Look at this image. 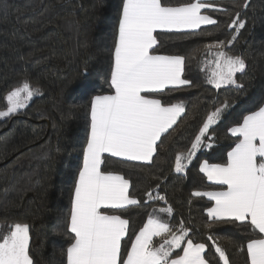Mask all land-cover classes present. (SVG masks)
Listing matches in <instances>:
<instances>
[{"label": "trees", "instance_id": "1", "mask_svg": "<svg viewBox=\"0 0 264 264\" xmlns=\"http://www.w3.org/2000/svg\"><path fill=\"white\" fill-rule=\"evenodd\" d=\"M121 2L0 0V110L7 107L8 93L24 81L41 93L18 114L0 119V225H30L34 264H66V218L70 189L82 163L87 105L91 95L110 91L113 31ZM163 2L177 5L187 0ZM210 3L213 8L206 14L218 21L216 25L196 33L156 34L159 43L153 51L186 56L184 76L192 81L191 87L179 92L166 90L160 96L163 102L179 100L186 105L176 130L162 137L151 164L107 157L103 167L129 179L130 194L142 202L141 207L119 213L129 219L123 245L130 244L154 208L170 205L172 212L166 221L174 228L183 222L194 243H207L205 258L209 264H222L207 240L209 235L226 250L230 264H247L246 250L240 248L246 249L247 241L258 233L247 223L211 221L207 209L213 203L192 193L222 188L209 183L199 171L200 165L204 161L226 162L235 140L229 129L264 99V0H248L246 9L245 0ZM237 12L246 23L229 47L227 42L235 30L228 23ZM215 41H224L225 51L245 59L246 70L236 77L243 89L222 88L217 92L205 83V73L201 71L207 57L204 46ZM226 96L235 102L224 119L210 129L213 147L203 148L193 158L186 175L176 173L175 155L187 150L206 114ZM153 190L166 196L167 205L163 201L144 203V193ZM160 239L157 237L154 243L158 245Z\"/></svg>", "mask_w": 264, "mask_h": 264}, {"label": "snow or ice", "instance_id": "2", "mask_svg": "<svg viewBox=\"0 0 264 264\" xmlns=\"http://www.w3.org/2000/svg\"><path fill=\"white\" fill-rule=\"evenodd\" d=\"M213 5L209 0H187L172 5L163 0H122L114 25L111 66L107 93L91 95L87 105V130L82 145V163L70 189V208L66 218V264H209L205 258L208 244L193 242L190 229L180 222L174 228L157 212L171 214V206L153 209L146 222L131 239L128 237L129 219L119 214L130 207H141L139 198L130 194L131 181L118 172L106 170L107 157L151 164L161 137L171 136L180 117L184 116L183 101L163 102L160 96L179 92L192 86L184 76L186 56L157 54V32H198L202 25H216L218 21L204 9ZM243 7H248L245 0ZM227 12V9H219ZM246 21L240 13L228 23L235 30L227 46L237 39ZM211 57L201 65L205 83L220 89H243L238 73L246 70V61L239 55L225 51L224 41L205 46ZM86 71V70H85ZM28 81L10 91L7 107L0 110V119L18 114L37 95ZM87 90L85 95H87ZM234 98L226 96L206 114L197 133L185 151L175 155L174 171L186 175L196 153L211 149L214 136L210 129L224 112L234 105ZM235 126L229 129L234 137L223 164L204 161L199 168L212 184L222 186L218 191H195L193 196H206L214 201L207 209L211 221L247 223L258 233L241 251L246 250L247 264H264V99L254 110H247ZM171 130V131H170ZM167 139V137H166ZM144 203L163 201L158 190L144 193ZM160 243H154L155 238ZM214 252L222 264H230L226 250L212 235ZM31 230L28 223L16 222L0 234V264H34L30 254ZM122 247L124 252L122 254ZM176 250L174 256L173 253Z\"/></svg>", "mask_w": 264, "mask_h": 264}, {"label": "crops", "instance_id": "3", "mask_svg": "<svg viewBox=\"0 0 264 264\" xmlns=\"http://www.w3.org/2000/svg\"><path fill=\"white\" fill-rule=\"evenodd\" d=\"M210 1H213V0H209V2ZM212 8L213 7H211V8H207V9H204V14H206V11L207 10H212ZM206 26H211V25H202L201 26V28H204V27H206ZM200 30V29H199ZM186 32H190V31H186ZM158 33V32H157ZM156 33V34H157ZM168 33H182V32H168ZM239 74V73H238ZM180 119H181V117H180ZM179 119V120H180ZM163 137V136H162ZM162 137H161V139H162ZM154 158V157H153ZM117 159H119V158H117ZM125 161V160H124ZM129 162H134V163H141V164H147V163H144V162H139V161H129ZM206 177V176H205ZM207 178V177H206ZM208 180V179H207ZM209 183H211L210 181H209ZM212 184V183H211ZM212 185H214V186H218V187H222V186H219V185H215V184H212ZM221 190V189H220ZM216 191H218V190H216ZM203 197H205L207 200H209L206 196H203ZM209 201H211L212 203H213V206H214V201H212V200H209ZM156 215H158L161 219H163V220H165L166 221V218L168 217V215L169 214H167V213H160V212H157L156 213ZM156 239V238H155ZM154 239V240H155ZM176 252V251H175ZM175 253H173V255H174Z\"/></svg>", "mask_w": 264, "mask_h": 264}, {"label": "rangeland", "instance_id": "4", "mask_svg": "<svg viewBox=\"0 0 264 264\" xmlns=\"http://www.w3.org/2000/svg\"><path fill=\"white\" fill-rule=\"evenodd\" d=\"M210 59H211V57H206L205 60H210ZM205 60H204V61H205ZM34 98H35V97H34ZM34 98H33V99H34ZM32 101H33V100H32ZM32 101H31V102H32ZM31 102H30V103H31ZM30 103H29V104H30ZM29 104H28V105H29ZM24 109H25V108H24ZM227 112H228V110L224 112L223 116L221 117V119H220V121H219L218 123H220V122L224 119V116L226 115ZM218 123H217V124H218ZM215 125H216V124H215ZM215 125H214V126H215ZM202 150H203V148H201L200 151H202ZM200 151H198V152L196 153V155H197ZM8 227H9V226H7V227H3L2 225H0V234H4V233H6L7 230H8ZM174 253H175V252H174Z\"/></svg>", "mask_w": 264, "mask_h": 264}]
</instances>
